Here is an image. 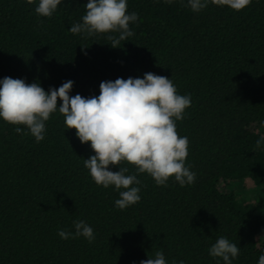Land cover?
<instances>
[{
	"label": "trees",
	"instance_id": "trees-1",
	"mask_svg": "<svg viewBox=\"0 0 264 264\" xmlns=\"http://www.w3.org/2000/svg\"><path fill=\"white\" fill-rule=\"evenodd\" d=\"M86 3L63 0L51 17H40L35 3L0 0V79L38 81L46 91L71 80L70 95L90 97L104 81L148 72L171 78L192 98L176 130L189 140L186 166L196 181L157 186L140 174L141 200L121 211L118 192L88 174L83 159L94 153L65 129L61 114H51L39 143L0 120V264H140L158 250L168 264H217L208 249L220 236L240 247L233 264H257L264 253V143L257 147L264 138V0L238 12L209 4L199 13L186 0H128L138 20L116 48L118 33L69 31L82 23ZM119 166L135 174L134 165ZM247 183L252 201L241 200L239 184ZM76 220L93 227L92 243L58 237L60 229L74 231Z\"/></svg>",
	"mask_w": 264,
	"mask_h": 264
},
{
	"label": "clouds",
	"instance_id": "clouds-1",
	"mask_svg": "<svg viewBox=\"0 0 264 264\" xmlns=\"http://www.w3.org/2000/svg\"><path fill=\"white\" fill-rule=\"evenodd\" d=\"M36 4L35 13L51 17L63 0H26ZM172 3L173 0H165ZM252 0H186V7L199 13L209 4L227 7L233 11L245 9ZM128 0H87L82 23L73 24V34L118 33L111 47H120L134 33L130 24L138 14L128 13ZM73 81L63 82L58 88L47 91L38 81L26 83L24 79H0V120L18 125L39 143L45 139L46 121L58 112L64 117L65 129H75L81 144L87 143L94 154L83 159L84 167L98 186L112 187L119 198L114 206L123 211L141 200L140 174H148L157 186H165L173 178L181 187L196 181V173L186 166L189 140L177 133V121L184 118L191 106V95L178 93L171 78L148 72L142 78H117L99 84V95L82 97L70 95ZM59 101V106H58ZM24 126V128L19 127ZM264 138L257 141L261 147ZM122 161L135 166V174ZM118 167V171H112ZM74 231L60 229L62 240L83 237L89 243L95 240L93 227L84 220L73 221ZM210 257L217 264H233L240 254V247L227 237L220 236L209 249ZM140 264H168L162 251H156ZM173 264H184L183 260ZM257 264H264L262 253Z\"/></svg>",
	"mask_w": 264,
	"mask_h": 264
},
{
	"label": "rangeland",
	"instance_id": "rangeland-1",
	"mask_svg": "<svg viewBox=\"0 0 264 264\" xmlns=\"http://www.w3.org/2000/svg\"><path fill=\"white\" fill-rule=\"evenodd\" d=\"M251 127H252L251 129H256V127H258V125L257 124H253ZM249 187H251V184L247 183L245 186L239 184L240 195H241V200L242 201H248V200H251V199H255L254 192L252 190L251 191H247ZM259 193H261V192L258 191V194ZM258 196H260V198L262 200L263 196L260 195V194Z\"/></svg>",
	"mask_w": 264,
	"mask_h": 264
}]
</instances>
